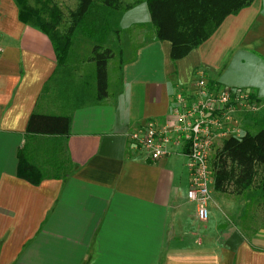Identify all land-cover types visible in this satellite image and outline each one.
I'll use <instances>...</instances> for the list:
<instances>
[{
  "label": "crops",
  "instance_id": "0c3cea01",
  "mask_svg": "<svg viewBox=\"0 0 264 264\" xmlns=\"http://www.w3.org/2000/svg\"><path fill=\"white\" fill-rule=\"evenodd\" d=\"M18 14L16 0H0V264H264V240L222 216L213 183L206 225L197 219L185 148L169 144L172 153L152 161L128 140L146 119L162 120L198 70L264 103V0L227 15L175 61L146 0L133 5L118 22L124 62L115 75L108 62L102 102L93 62L90 92L82 80L70 98L79 86L56 71L54 44ZM32 114L70 115L69 136L27 134ZM20 148L43 174L38 185L17 175Z\"/></svg>",
  "mask_w": 264,
  "mask_h": 264
},
{
  "label": "trees",
  "instance_id": "16d2710c",
  "mask_svg": "<svg viewBox=\"0 0 264 264\" xmlns=\"http://www.w3.org/2000/svg\"><path fill=\"white\" fill-rule=\"evenodd\" d=\"M28 1L16 0L19 7V20L35 25L48 36L55 48L58 63L56 71L67 83L73 76L67 65V57L77 28L80 27L90 39L94 40L100 34L110 30L109 18L112 12H124L142 0H133L123 7V0H79L75 10L70 13V22L64 32L58 30L62 16L59 8L53 6L52 10L47 13L45 11L48 8L46 2L37 8ZM252 1L146 0V3L152 24L155 27L156 37L160 41L170 42V58L175 61L186 56L193 48L210 37L227 15L238 13ZM114 32L116 43H118L117 69H119L124 62L119 46L120 27L118 26ZM113 57L114 53L110 47L96 44L91 49L90 60L94 64L95 99L97 102H102L108 95L107 64ZM209 84L212 87L215 83L209 81ZM84 86H88V83H85ZM251 96L257 103L260 102L253 92ZM70 119V115L32 114L26 125V133L68 137ZM17 157L18 177L38 185L43 177L40 169L28 161L23 148L18 150ZM219 158L222 161H227L230 165L237 162L242 166L244 173L236 181L231 170L221 160L216 162L213 168L214 190L224 193L227 191V184L234 183L238 187V189L233 188L236 194L242 193L251 184L254 162L264 164V124L255 134L246 132L239 138L231 137L225 140L220 153L217 154V159ZM260 188L264 196V181Z\"/></svg>",
  "mask_w": 264,
  "mask_h": 264
},
{
  "label": "built area",
  "instance_id": "2783aa9c",
  "mask_svg": "<svg viewBox=\"0 0 264 264\" xmlns=\"http://www.w3.org/2000/svg\"><path fill=\"white\" fill-rule=\"evenodd\" d=\"M251 94L241 88L211 87L198 70L189 93H175L162 120L146 119L128 134L130 146L152 161L171 154L169 144L187 149L190 180L186 197L195 203L196 217L200 221L208 218L213 146L218 139L228 136L237 106L251 102L255 107L257 102Z\"/></svg>",
  "mask_w": 264,
  "mask_h": 264
},
{
  "label": "rangeland",
  "instance_id": "374dc122",
  "mask_svg": "<svg viewBox=\"0 0 264 264\" xmlns=\"http://www.w3.org/2000/svg\"><path fill=\"white\" fill-rule=\"evenodd\" d=\"M132 1L133 0H123L122 7L127 3H131ZM28 2L37 8H40L41 5L46 2L48 8L45 9V11L47 13L52 10L53 6L59 8L62 16L61 22L58 24V30L64 32L70 22V13L75 10L79 0H29ZM122 13V11L112 12L111 17L109 18V23L111 25L110 30L107 33L105 32L100 34L94 40L90 39L80 27L77 28V31L72 39L70 52L67 57V65L69 66L71 74H73V78L71 77L70 79L75 80L74 82L72 81V84L75 86L78 85L79 87H75V90L73 89L75 92L74 94H70V98L74 97L73 95H79L81 92H83V88L80 86L82 80H85V83H88V86H84L85 83L83 84L86 92L88 93L91 90L89 84H92L93 76L92 71H90L87 66L88 62H91V49L94 45L100 44L102 47H110L113 50L114 57L110 60L112 64L111 72L114 75L116 74L115 71L118 61V43H116L114 31L116 28H118V22ZM55 89H57V82L52 80L49 85V91L52 93L54 92L55 94ZM256 105L253 108L251 106V102H243L235 108L233 113L234 124L233 126L228 127V136L218 139L212 149L213 156L210 161L212 179L213 168L216 162L221 160V158L217 159V154L220 153L224 141L231 137L239 138L246 132L255 134L263 126L264 103L261 102L257 103ZM59 159L61 160L62 170L64 172L67 170V161L65 152L62 151V148L59 150ZM221 162H223L227 168L231 170L230 172L233 173L236 181L239 180L238 178L243 175V168L240 164H237V162H235L233 165H230L227 161L221 160ZM253 171L254 173L251 184L246 189H244L242 193H238V195L236 194L234 189H238V187H236L234 183V185L232 183H229L232 185L227 184V191L219 195L223 206L222 210L220 208L218 209L222 211V216H224L225 213H228L229 215L227 216L229 219H232V222L236 223L245 233V235L253 239L264 240V196L263 191L260 188L262 182L264 181V164H256L254 162ZM232 192L235 193L233 194ZM202 222H204L202 226H205V221Z\"/></svg>",
  "mask_w": 264,
  "mask_h": 264
}]
</instances>
